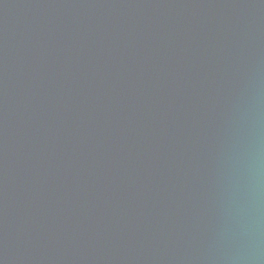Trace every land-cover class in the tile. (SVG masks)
Returning a JSON list of instances; mask_svg holds the SVG:
<instances>
[{
    "label": "water",
    "instance_id": "obj_1",
    "mask_svg": "<svg viewBox=\"0 0 264 264\" xmlns=\"http://www.w3.org/2000/svg\"><path fill=\"white\" fill-rule=\"evenodd\" d=\"M0 264H264V0H0Z\"/></svg>",
    "mask_w": 264,
    "mask_h": 264
}]
</instances>
